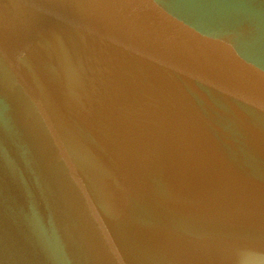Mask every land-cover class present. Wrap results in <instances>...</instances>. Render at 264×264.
I'll return each mask as SVG.
<instances>
[{"label": "water", "instance_id": "95a60500", "mask_svg": "<svg viewBox=\"0 0 264 264\" xmlns=\"http://www.w3.org/2000/svg\"><path fill=\"white\" fill-rule=\"evenodd\" d=\"M0 264H264V0H0Z\"/></svg>", "mask_w": 264, "mask_h": 264}]
</instances>
